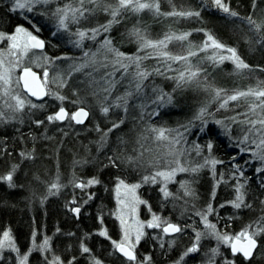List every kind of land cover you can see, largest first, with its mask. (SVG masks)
<instances>
[{
	"label": "trees",
	"instance_id": "16d2710c",
	"mask_svg": "<svg viewBox=\"0 0 264 264\" xmlns=\"http://www.w3.org/2000/svg\"><path fill=\"white\" fill-rule=\"evenodd\" d=\"M14 2L15 0H0V32L11 33L15 27L23 26L42 39L45 42L43 49H33L32 53L47 56L48 62L44 61L38 67L29 54L21 65L29 66L40 74L47 68L50 79L53 76H62L67 81L65 87L58 88L55 84H49V88L59 91L67 99L60 101L53 96H46L40 101H35L14 83L27 100L36 105L44 104V107L31 108L26 104L20 115L16 114L18 120L0 122V175H6L13 165H18L13 174L15 187H9L8 182L0 181V238L4 231H9L18 251L5 250L0 256V264H16L18 254L28 256L27 264H49L56 256L61 258L63 264H68L69 261H73V264H92L93 257L100 259L103 264H136L116 252L107 237L99 235L100 230L106 229L108 236L116 239L115 186L119 180L140 181V176L151 175L156 170L153 165L170 170L177 157L189 167L188 169L200 165L204 167H199L196 172H178L173 182L166 187L167 191L173 194L171 196L166 197L161 191V186L151 184L150 181L142 182L138 194L146 202L140 206L142 214L149 212L159 215L163 221L177 224L183 231L156 237L147 229L138 244V260L144 261L145 264H176L177 261H180V264H205L206 254H210L209 250L217 247L219 243L215 237L206 234V226L202 224L201 216L196 214L206 213L209 205L214 211L211 212L212 215L209 213V216L207 213V220L213 222L221 234L234 235L250 224L255 228L254 222L264 216V171H257L258 168H264V162L256 158L254 153L261 150L251 143L252 139L258 143L259 138L255 137L257 133H249L250 141L241 144L240 140L249 126L233 123L230 119L225 124L227 128L217 124L218 118L225 117L227 120L228 115L225 108H219V100L210 97L208 101H199L181 97L180 101L177 100L179 107L174 113L171 112L181 120L178 123L170 120L168 116L171 113L161 111L159 106L149 107L151 110L146 113V117L153 125L151 129L156 127L171 130L166 132L169 137L167 143L174 146L175 152L171 156L174 157L173 164L170 160L166 163L167 153L163 156L151 155L156 158V162L154 159H148L140 164L135 161L134 154L124 152L123 147L111 140V137L109 140H101V135L113 122H102L106 115H95L84 101L73 103L80 100L81 93L76 86L74 89L70 85L75 72L71 76L68 73L70 66H77V62L84 55L85 47L106 36L111 39L113 36L133 38L134 44L129 41L131 46H120L117 49L125 54L137 53L139 45L129 32L138 28L144 37L152 40L166 34L179 36L178 34L191 33L187 40L180 41L178 48L186 53L189 50L197 53L189 58L188 67L191 66L193 70H206V67H209L210 70L213 68L212 64H220L224 73L214 77L215 85L228 93L249 87L255 88L258 82H264V0H256L255 8L253 0H225L229 8L238 13L236 17L217 9L211 0H171V3L169 0H159L161 12H170L175 6L176 11H199L200 16H164L147 9L139 13L126 11L118 18L120 22L116 28H111L108 33L101 32L94 41H91L90 32L82 40L75 33L106 23L111 19L107 13L97 11L94 18L88 16L87 19H81L79 24L69 20L66 22L67 29H63L59 27L58 19L53 13L57 7H63L65 4L76 7L77 0H52L46 5H34L32 12L13 11ZM105 3L116 6V0H105ZM85 7L91 8L93 5L86 4ZM247 17H251L256 25H260L259 29L249 24L245 19ZM148 21H161L172 29L163 32L162 36L148 34L145 31L148 28L145 22ZM119 28L124 30L123 34ZM199 29L203 31H197ZM206 33H211L226 47L235 48L237 55L250 69L238 72L230 61L214 62L208 59L209 52L199 50ZM77 42L80 46H77ZM138 53L142 56L145 54L143 51ZM57 57L61 59H56ZM169 61L170 63L163 60L162 63H168L169 69L165 71L167 74L175 73L177 68H181L180 65L171 64V60ZM139 70L148 72L146 64H141ZM151 72L142 82V87L153 78L152 75L155 76L154 72ZM202 74H206V71ZM208 77L211 79V74ZM138 93L135 89L131 100H134ZM253 102L254 98L251 97L247 101ZM247 103L230 101L228 107L232 110L228 113L235 116L241 113V107H244L246 112ZM61 105L69 113L76 106H85L89 109L90 116L83 124H76L71 120L49 122L47 117ZM102 106H108V102H104L100 108ZM201 109H205L203 114ZM257 110L259 113L260 110ZM163 112L166 120L160 121L158 118ZM250 118L257 117L250 114ZM36 121L44 123L37 124ZM92 126L98 127L100 131H97V128L90 129ZM151 133L156 137L154 132ZM88 135L94 137V146L90 145L87 151L78 152L83 145L89 143ZM176 140L179 143H175ZM209 143L212 145L211 150L206 147ZM241 148L245 151H241ZM74 153L84 157L87 163L84 167L75 168L72 177H68ZM206 159H215L218 163L213 167L211 163L205 164ZM236 166H239L238 169ZM93 177L100 183L84 188L77 187L78 182L86 183V179ZM52 180L56 181L58 188L47 187ZM182 183L187 184L191 195L185 194ZM238 185H243L241 191L244 193L245 203L251 205L250 208L236 209L230 203L237 195ZM75 207L80 208L79 214L72 211ZM196 232L205 233L200 240V250L180 260L184 251L195 241ZM45 237L50 238L49 247L39 250L35 246L43 244ZM258 241V250L251 260H245L239 254L233 256L227 245L219 243L222 255L216 257L217 264H224V259L233 260L235 264H264V236L259 237ZM82 244L91 251L83 253ZM146 257H151L150 261L145 260Z\"/></svg>",
	"mask_w": 264,
	"mask_h": 264
},
{
	"label": "snow or ice",
	"instance_id": "6c2138e0",
	"mask_svg": "<svg viewBox=\"0 0 264 264\" xmlns=\"http://www.w3.org/2000/svg\"><path fill=\"white\" fill-rule=\"evenodd\" d=\"M52 0H15L13 5V11L17 9H27L28 12L33 11L34 5L39 4H49ZM78 6L73 7L71 4H65L63 7H57L55 12L53 13L54 16L58 19V24L60 28L67 29L68 24L67 21L71 20L72 23L79 24L81 19H87L88 16L94 15L97 11L107 13L111 19H109L106 23L100 24L97 27H93L91 29L85 30V31H77L75 35H78L81 40L86 37L89 32L91 33V39H95L97 35H99L101 32L108 33L114 24H118L120 20L118 19L124 12L131 11L133 13H139L145 9L154 11L157 15H164V16H178V17H184V18H190V17H199L200 12L199 11H176L175 6H173V10L170 12H161L159 0H151V2H142V0H116V6L113 7L112 4L105 3V0H77ZM169 3H171V0H169ZM211 3L219 10L223 11L224 13H227L229 16L236 17L238 16V13L235 11H232L229 6L225 3V0H211ZM86 4L93 5V7L88 8L85 7ZM256 7V0H253V8ZM247 19V22L251 25H255L257 29H259L260 25H256L255 21L251 19V17L245 18ZM197 31H203L202 29H199ZM130 36H133L136 38V41L139 45L138 51L146 50V49H152L153 52L156 54L157 58H164L166 60H172V61H189L190 57L196 56L197 53L194 51L189 50L187 52V55H172L170 52L167 51L168 43H170L172 40H179V41H185L187 38L191 35V33H183L179 36L173 35H165L163 39L152 41L144 37L140 29L133 28L129 32ZM23 36L26 38L23 42H21L20 37ZM0 41H7L8 43V49H7V57H11V59H7L5 52L3 50H0V95H3L5 97H10L11 100L15 101L14 104L8 103L5 101V106L9 109H11L14 112L22 111L25 108V105L27 104L31 108H43L44 104L36 105L33 104L30 100H26L22 97V95L19 92H14L12 85L15 83L17 87H22L27 93H29L31 96L35 97H43V96H53L55 99L64 101L67 99L66 96H63L60 94L59 91H52L49 88V84H55L58 88H63L66 86L67 81L63 79L62 76L57 75L49 77V72L47 68L43 71V77H38L37 73L33 72L30 67H23L22 68V75L19 77H16L15 80H13V72L16 68L21 67L22 58L24 56L29 55L32 49H42L44 47V41L38 39L37 36L33 35L31 31H29L27 28L23 26H17L15 28V31L12 34L0 32ZM77 46L79 45V42H77ZM208 48H212L214 50H225L226 52L230 53V55L227 56H220L219 62H223V60H232L235 69L239 72L244 69H250V66L244 62L243 59L237 55V51L235 48L226 47L223 43L219 42L211 33H206V40L204 41L203 45L200 47V51H205ZM98 54L103 55V61L100 62V67L107 68L109 66L108 64V54H112L113 59L111 60L112 67L114 69L111 73H105L104 76L101 77V80L107 84V87L103 88H92L93 85H98L100 81L95 80V78H92L88 81V87L92 88V91L89 93L92 96H96L98 92L102 91L105 93H111V89L115 88L116 81L110 79V77L114 76L115 72H119L121 69L124 70L125 73H127L129 64H125L123 61L128 60L131 64H134L136 68L138 69L135 73V79H137L139 82L136 83L135 88L137 92L141 91L142 82L150 75L147 71H140V63L143 59H148L151 56V53L145 56L135 55V56H125V54L119 49L115 48L113 46L112 39L110 37H105L102 43L100 44V48L97 49V52L91 53L90 60L85 63L81 64L78 67L77 66H70V71L68 73L69 76L72 75L73 72H79L82 69L88 67L89 65H96L97 60L96 57ZM85 57H89V53H84ZM47 59V58H45ZM56 59H61L60 57H57ZM208 59L216 61V57H208ZM117 65L119 67H117ZM38 67L40 65H37ZM95 71H98L99 69H94ZM157 73H159V69L155 70ZM206 71L203 68H196L195 70L192 69L191 66L186 67L183 71L178 72L177 77H173V79L177 80V86H181L183 83H191L195 81L202 72ZM162 74V73H159ZM89 77H92V73L87 74ZM214 100H219V108L224 109L227 108L230 101L235 102H245L247 103L248 99L254 98L253 103H247V111L244 113H237L233 117H229L227 119H230L233 123H238L240 125H247L249 126L247 128V131L244 132L243 138L240 140L241 144H246L250 141L249 133H258L259 134V142L255 139L251 140V143L256 145L257 149H260L261 151L259 153H254L257 159L264 162V82H258L255 88L249 87L246 90H234L231 94H229L224 89H214ZM75 94V92H74ZM132 93H126L124 96L116 97V100L119 101V103H116L114 105L109 106H102L100 108V111L107 115L110 111V107H121L125 106L128 102V97H130ZM166 94H161L158 99L164 100ZM105 100H107V97H105ZM172 98L169 95L167 97V103H171ZM77 101H73V103H76ZM239 106V105H238ZM257 109H259V113H257ZM205 109H201V114ZM251 115H257L258 118L251 119ZM89 116V112L85 110L84 107H80L77 111L69 113L65 107L62 105L59 107V110L56 111L54 114L49 115L47 117V120L49 122L54 121H65V120H71L75 121L76 124H83L85 119ZM243 116L244 119H240V117ZM6 119L5 112L0 111V122H4ZM124 121L121 120L119 123L113 122L112 127L108 129V132H111L113 129L119 128L120 124H122ZM37 124H43L44 121H36ZM217 124H222L223 121H216ZM259 125V127H257ZM97 131H100V129L97 127ZM152 132L156 133V139L157 140H168L169 137L166 135V132L171 131L164 128H153L151 129ZM107 136V132H105L101 140L103 141ZM175 143H179L178 140L174 141ZM207 149L211 150V143L206 145ZM199 151V148L197 149ZM241 151H245L244 148H241ZM21 155H24L21 153ZM115 161H113V164ZM211 163L213 167L216 163H218L217 160L212 159L211 161L205 160V164ZM177 167L172 168L170 171H158L155 173V175L148 177L145 176L143 179L145 182L151 181L156 182V178L163 177L165 181L170 180L177 171L185 172V171H192L196 172L199 170V167H204V165H200L196 168H185L180 166L179 160L176 161ZM18 165H13L11 170L6 175H0V181H6L8 182L9 187H15V184L13 183V174L15 173ZM237 169L239 166H236ZM258 172L264 171V168H258ZM242 175V173H241ZM100 181L93 177L92 179L88 180L86 183H80L77 185V187H87L92 184H98ZM121 186L134 191L137 187H139L138 184L133 185H126L123 180H119L117 186H116V192L119 199V192ZM181 186L185 189L186 195H191L192 193L187 187L186 183H182ZM59 185L56 183H53L51 185V188H58ZM243 188V185H238L236 188L237 195L235 196V199L231 201L230 203L232 206L236 209H240L242 207H248L250 208L251 205L245 203L244 199V193L241 191ZM161 191L164 193V195L171 196L172 193L168 192L166 188L161 189ZM90 198V197H89ZM87 202V201H85ZM121 204H123V201H119ZM137 203H146L144 201L137 200ZM264 203V202H262ZM223 207V205H221ZM72 211L76 214H79L80 208L75 207L72 209ZM214 211L212 209V206L209 205L206 213H196L197 215L201 216V219L205 223L206 228L210 229L211 232L208 233L210 236H214L215 239L222 244L228 245L231 249V254L233 256H236L237 254L241 255L245 260H251L254 256V253L256 250H258V238L261 236H264V216H261L257 221L254 222L255 228H253V225H247L244 229H242L239 233H236L234 235H230L228 233L221 234L216 230V225L209 223L207 220V213H211ZM164 225L162 228V231L164 233H180L183 231V229L173 223H168L165 221H161L160 217L153 214L152 220L147 223V226L149 228H160L161 225ZM121 225H125V221L121 218ZM143 223L138 222V228L136 229V235H135V243L131 240V233L128 230L127 227L124 229L123 237L118 242L116 240H112L111 243L115 249L116 252L121 253L123 257L127 259V261L130 262H136V264H145L144 261H140L137 258L135 247L136 244L139 243L140 239L144 235L143 232ZM35 235V234H34ZM99 235L108 237V233L106 229H102L99 232ZM205 235V233L196 232L195 233V241L193 244L188 247L183 255L180 257V260H183L185 256H188L190 253H196L200 250V240ZM111 239V237H108ZM49 239L48 237H45L43 244L37 245L39 250H46L49 247ZM219 243L217 247H213L209 250L210 254H206V261L205 264H217L216 257L221 256ZM12 248L13 250H17L15 247V243L13 241V238L11 236V233L9 231H4L2 238H0V249L3 248ZM81 249L83 253H89L91 250L85 246L81 245ZM18 251V250H17ZM31 251V250H30ZM75 257H73V260ZM151 257H146L145 260L150 261ZM28 256L24 255L20 259V264H27ZM49 264H63V261H61V258L59 256H56L52 259V261L49 262ZM68 264H73V261H69ZM92 264H103V262L100 259H97L95 257L92 258ZM176 264H180V261H177ZM224 264H235V261L224 259Z\"/></svg>",
	"mask_w": 264,
	"mask_h": 264
},
{
	"label": "rangeland",
	"instance_id": "374dc122",
	"mask_svg": "<svg viewBox=\"0 0 264 264\" xmlns=\"http://www.w3.org/2000/svg\"><path fill=\"white\" fill-rule=\"evenodd\" d=\"M77 6L78 5H76V7ZM17 10H27V9H17ZM96 13L94 15H91V17L94 18L96 16ZM145 25H146V27H148L147 30H145V31H147L148 34L154 33V34H159L160 36H162L163 32L168 31V29H172V27L170 25L162 23L161 21H156V22L148 21V22H145ZM116 27H117V24H115V26H113L112 28H116ZM130 27H132V26L130 25ZM15 28H14V30H12L11 33H8V34H12L15 31ZM119 30H120L121 34H123L122 31H124V30H122L121 28H119ZM31 32L33 33V31H31ZM33 35H35V34L33 33ZM178 35H181V34H178ZM163 38H164V36L158 37L155 40H152V39H149V40L157 41V40H161ZM25 39L26 38H24L23 36L20 37L21 42H23ZM94 40H96V39H91V41H94ZM103 40H104V38L102 40H96L92 44H89L87 47H85L83 54L85 52H88L89 57H85L83 55L79 59V61L77 62V67L81 64L87 63L90 60L91 53L97 52V49L100 48V44L102 43ZM205 40H206V36L204 37V41ZM129 41L134 44L133 38H126L124 36L123 37L113 36V39H112L113 46L115 48H118L120 46L121 47L131 46L132 44ZM204 41H203V43H204ZM8 43L9 42H7V41H0V50H3L5 52V55L7 53ZM179 45H180L179 40H172L170 43H168L167 51L170 52L172 55H187L186 52H183V50L178 49L180 47ZM36 50H41V49H36ZM32 51H33V49L31 50V52L29 54L31 55L32 61L35 64L40 65L44 61L48 62L49 58L47 56L43 57L42 55H40L38 53H32ZM142 51L145 52L144 56L148 55L149 53H151V56L148 59H143L140 63V67H141V64H146V68L148 69V73H152L151 71H153L155 76L152 75L153 78L144 87L141 88V91H139V93L137 94V96L135 97L134 100H131L132 96L128 97V102L126 105L127 110H125V106L110 107L109 114L106 115L104 121H102V122H117V123H119L121 120H123L124 122L122 124H120L119 128L113 129L111 132H108V129L112 127V124L110 126H108L107 131H106L107 136L104 140H109V138L111 137L110 138L111 140H115L117 142V144H119L120 146L123 147L124 152L134 154L136 157L135 161L139 162L140 164L142 163V161L144 162V160L148 161V159H152V160L154 159L153 161H155L156 158H154V156H151V155L161 154V156H163L164 153L168 154V155H166V159H165V160H167L166 163H168L169 160L172 163L173 162L172 158H174V157H171V156L174 155V152H175L174 149L175 148H174V146H170V144L167 143V140H157L154 137V135L151 133V128L153 127V125L147 120V117H146V113L150 112V110H151V108H149V107L159 106L161 111H167V112L171 113L179 107L177 100L180 101L181 97H186L185 99L190 98L193 100L208 101V100H210L209 99L210 97H212V98L214 97V91L213 90L218 89L217 86L215 85L214 77L216 78V76H218L219 74L222 75L224 73V70L220 64L219 65L216 63L212 64L211 65V67H213L212 69L209 70V67H206V74L200 75L195 81H193L191 83H183L181 86L178 87L177 86V80L173 79V77H177L178 72L183 71L186 67H188V65H187L188 61L176 62V61L171 60V64H173V63L178 64L181 66V68L180 67H179V69L177 68V72H175V73L167 74L165 71L167 69H169V67L167 65L168 63H170L169 60H166L164 58H157L156 54L153 52L152 49H146V50H142ZM138 52L137 53L134 52V53H130V54L124 53V54H125V56H135V55L142 56L141 53H138ZM205 52H209L208 57L215 56L216 57L215 62H219L220 56L230 55V53L226 52L225 50H214L212 48L206 49ZM6 58L11 59V57H7V55H6ZM25 58H26V56H24L22 58V61ZM45 58H47V59H45ZM112 59H113L112 54H108L109 66L107 68H102V67H100V62L103 61V55L98 54L96 57V60H97L96 65H89L88 67L82 69L81 71L75 72L73 79L70 81L71 87L75 89V86H76L77 87L76 89L81 93L80 94V100H76V101L77 102H81V101L86 102L95 115L103 114L100 111V106L104 102H108V106L114 105L116 103H119V101L116 100V97L124 96L126 93H129V92L133 93V91L136 89L135 88L136 83L139 82L137 79L134 78L135 73L137 72L138 69L137 68L134 69L135 65L131 64L128 60H124L123 62L125 64H129L128 71H127V73H125L124 70L121 69L119 72H115L114 76L110 77V79L117 82L115 85V88L111 89V93L109 94V93H105V92L100 91V92H98V94L96 96L90 95L89 93L92 91V88L99 89V88H103V87L108 86L107 84H105L104 81L101 80V77L104 76L105 73H111L114 71L112 64H111ZM163 60L168 61V63L165 62V65H163L162 64ZM224 61H230L231 63H233L232 60L226 59V60H223V62ZM203 62H204V60H203ZM22 67L23 66L21 65V67L15 69V71L13 72V80H15L16 77H18L19 70ZM117 67H119V66L117 65ZM94 69H99V70L95 71ZM156 69H159V73H162V74L157 73L155 71ZM90 72L92 73V77H89L87 75ZM209 74H211V79H210V77H208ZM92 78H95V80L100 81V83L98 85H93L92 88H89L88 87V81ZM12 88H13L14 92H19V90L16 89V86H14V83L12 85ZM20 94L22 95V93H20ZM161 94H166L163 101L158 99V97ZM229 94H231V93H229ZM169 95L172 98L171 103L166 102L167 97ZM22 97L27 100V98L24 95H22ZM105 97H107V100H105ZM5 101H7L8 103H11V104L15 103V101L11 100L10 97H5L3 95H0V111H4L5 116H6V119L4 122H13L14 120H18L16 114L20 115L21 111L14 112L11 109L7 108L5 106ZM225 109H226L225 111L228 114L226 116V118L234 116V115L230 116L231 113L230 114L228 113L230 110H232V108L227 107ZM244 111H245V108L241 107V113ZM257 113H258V110H257ZM161 114H160L158 120H160V121L166 120L164 118L165 112H163ZM255 116L257 117V115H255ZM168 118L170 120L176 121V123L181 121V120H179L178 117H176L175 114H172V113L168 116ZM241 119H243L242 116H241ZM218 120L223 121V124H221L223 128H227L225 124L228 123V119L225 120V117H222V118H218L217 121ZM94 128L96 129L97 127L92 126L90 129H94ZM154 128H156V127H154ZM156 129H158V128H156ZM226 134H228L227 131H226ZM102 135H101V137H102ZM239 137H241V134L239 135ZM255 137H257V139H258L259 134L257 133L255 135ZM87 139H89V143L87 145L86 144L83 145L82 149L81 150L79 149L78 152L79 151H83V152L87 151L88 148H90V145L94 146V144L96 142V141H94V137L91 138L88 135ZM177 152H179V151H177ZM76 153H77V151H76ZM76 153L73 154L74 156H73V160H72L71 170L69 171L68 177H72V174L75 172V168L79 169L81 167H84L85 163H87L86 159L84 157H81L80 154H76ZM149 156H151V158H148ZM168 156H170V157H168ZM177 160H179L180 166L185 167V168H189L180 161V158L177 157ZM153 167L156 170L153 171V173L151 175H149L148 177L155 175V173L158 171H170L171 170V169L169 170L168 168L163 167V166L153 165ZM173 167L174 168L177 167L176 162H175V165H173ZM178 172H180V171H177L175 173V175ZM175 175L168 181H165L163 177L158 176L156 178V182L153 183L150 181V183L160 185L161 189H163V188H166L168 185H170L173 182ZM142 177L144 178L145 176L144 175L140 176V181L137 179H132L131 181L129 180V182H126V181H124V182L126 185L138 184L140 186L142 184V182H145ZM88 180H90V179H86L85 182H87ZM53 183H56V181H54V180L50 181V186H49V184H47V187H51V185ZM117 184H116V186H117ZM116 186H115V190H114V200H115V207H116L115 212H114V224L116 226V231L114 233L116 235V237H115L116 239H112V238L109 239L108 238L109 236L107 237L109 239L110 246L113 249H114V247H113L111 241L116 240L119 242L123 237L125 227H127L128 230L130 231L131 240L133 243H135V235H136V229L138 228V222H141L144 225V227H143L144 235H145V231L147 229L151 230L150 232L152 233V235L156 236V237L166 235V233H164L162 231V228L164 226L163 224L161 225L160 228H149L147 226V223L152 220L153 215L151 213L149 214V212L146 213L145 215L141 213L140 206L142 203H137V200H139V201H144V200L138 194V188L139 187H137L134 191H131V190L121 186L120 192H119V199H118L117 192H116ZM119 201H123V204H121ZM156 216L160 217L159 215H156ZM208 216H209V213H208ZM121 218L125 221L124 226L121 225ZM161 221H163V219H161ZM211 223H213V222H211ZM202 224L205 225L203 220H202ZM157 231H160V232L157 233ZM204 231L206 232V234L211 232V230L206 228V227H205ZM144 235L142 236V238L144 237ZM208 236H210V235H208ZM210 237H214V236H210ZM142 238L140 239L139 243L141 242ZM138 244H136V247H135L136 254H137ZM7 249L13 250L12 248H7V247L0 249V256H2V253ZM22 256H24V255L18 254L16 256V264H20V259L22 258Z\"/></svg>",
	"mask_w": 264,
	"mask_h": 264
},
{
	"label": "water",
	"instance_id": "95a60500",
	"mask_svg": "<svg viewBox=\"0 0 264 264\" xmlns=\"http://www.w3.org/2000/svg\"><path fill=\"white\" fill-rule=\"evenodd\" d=\"M41 40V39H40ZM23 67H29V66H23ZM22 67V68H23ZM22 68L19 70V74H18V77L20 76V75H22ZM31 68V67H30ZM32 69V71L33 72H35V73H37V76L38 77H43V73L42 74H40V72L39 71H37V70H34L33 68H31ZM21 89H22V91L24 92V93H26L29 97H31L33 100H35V101H40V100H42V99H44L46 96H43V97H35V96H31L29 93H27L22 87H21ZM80 107H84L85 108V110L86 111H88L89 112V116H90V111H89V109L88 108H86L85 106H77L72 112H75V111H77ZM66 109V108H65ZM59 110V108L56 110V111H58ZM67 110V109H66ZM55 111V112H56ZM68 111V110H67ZM71 112V113H72ZM89 116L85 119V121H84V123L88 120V118H89ZM74 123H75V121H73ZM78 184H80V182H78ZM76 214V213H75ZM174 224V223H173ZM166 234H173V233H166Z\"/></svg>",
	"mask_w": 264,
	"mask_h": 264
},
{
	"label": "flooded vegetation",
	"instance_id": "af4514ba",
	"mask_svg": "<svg viewBox=\"0 0 264 264\" xmlns=\"http://www.w3.org/2000/svg\"><path fill=\"white\" fill-rule=\"evenodd\" d=\"M38 39H40V38H38ZM41 40H42V39H41ZM42 49H43V48H42ZM25 94H26V93H25ZM26 95H27V94H26ZM68 112H69V111H68ZM71 112H72V111H71ZM71 112H70V113H71Z\"/></svg>",
	"mask_w": 264,
	"mask_h": 264
}]
</instances>
